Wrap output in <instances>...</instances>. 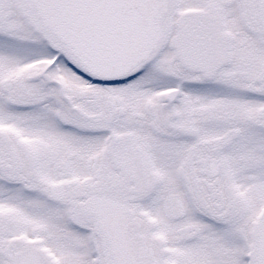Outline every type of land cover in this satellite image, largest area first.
<instances>
[{"label":"snow or ice","instance_id":"6c2138e0","mask_svg":"<svg viewBox=\"0 0 264 264\" xmlns=\"http://www.w3.org/2000/svg\"><path fill=\"white\" fill-rule=\"evenodd\" d=\"M0 264H264V0H0Z\"/></svg>","mask_w":264,"mask_h":264}]
</instances>
